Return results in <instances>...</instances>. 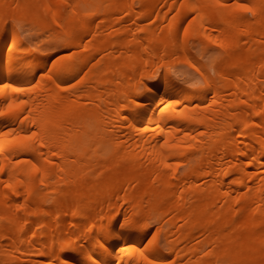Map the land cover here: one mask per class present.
Returning <instances> with one entry per match:
<instances>
[{
	"label": "bare ground",
	"instance_id": "1",
	"mask_svg": "<svg viewBox=\"0 0 264 264\" xmlns=\"http://www.w3.org/2000/svg\"><path fill=\"white\" fill-rule=\"evenodd\" d=\"M0 113V264H264V0H0Z\"/></svg>",
	"mask_w": 264,
	"mask_h": 264
},
{
	"label": "rangeland",
	"instance_id": "2",
	"mask_svg": "<svg viewBox=\"0 0 264 264\" xmlns=\"http://www.w3.org/2000/svg\"><path fill=\"white\" fill-rule=\"evenodd\" d=\"M193 51L195 52V54L198 55V46H194ZM174 64L176 65L177 69L184 72L186 76H191V75L197 76V72L194 70V67L191 64L190 60L183 57H178L174 60Z\"/></svg>",
	"mask_w": 264,
	"mask_h": 264
},
{
	"label": "snow or ice",
	"instance_id": "3",
	"mask_svg": "<svg viewBox=\"0 0 264 264\" xmlns=\"http://www.w3.org/2000/svg\"><path fill=\"white\" fill-rule=\"evenodd\" d=\"M238 7H241L244 11H250V9H248L247 7L243 6V5H239ZM15 91H20L19 89H14ZM9 108H11V104H9ZM0 115H2V113H0ZM148 264H151V261H148Z\"/></svg>",
	"mask_w": 264,
	"mask_h": 264
}]
</instances>
